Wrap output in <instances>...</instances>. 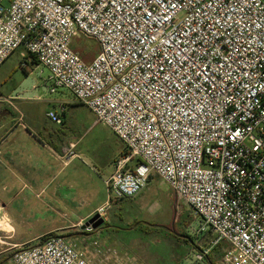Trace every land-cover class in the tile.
<instances>
[{
    "label": "built area",
    "instance_id": "2783aa9c",
    "mask_svg": "<svg viewBox=\"0 0 264 264\" xmlns=\"http://www.w3.org/2000/svg\"><path fill=\"white\" fill-rule=\"evenodd\" d=\"M79 33L99 44L90 62L72 47ZM21 47L51 94L69 90L128 150L110 202L156 174L213 234L200 261L225 245L219 264H264V0H0V65ZM60 107L47 113L57 125ZM14 249L4 264H144L63 236Z\"/></svg>",
    "mask_w": 264,
    "mask_h": 264
},
{
    "label": "rangeland",
    "instance_id": "374dc122",
    "mask_svg": "<svg viewBox=\"0 0 264 264\" xmlns=\"http://www.w3.org/2000/svg\"><path fill=\"white\" fill-rule=\"evenodd\" d=\"M72 47L86 62L92 61L99 52L97 41L81 33L74 38ZM23 53L25 49L21 47L0 65V100L7 102L6 100H13L17 96L27 98L29 101L16 103L18 110L26 115V125L43 124V119L50 110L62 115L61 107L57 104L53 106L51 101L63 99L69 101L68 112L63 117L66 126L64 127V123L53 124L60 130L61 136L77 143L76 153L81 155V161L88 164L85 165V169L80 167L79 170H74V175L79 173L82 179L69 191L78 198L77 192L80 189L81 195L88 197L83 198L86 200L85 204L79 207L70 206L68 218L65 220L54 216V220L44 222L42 225L47 226V229L61 224L69 225L87 215L95 207H105L108 218L105 224L110 225L107 229H100L91 234L79 233L71 237L81 248L92 245L111 246L135 256L144 264H210L206 259L203 261L198 259L200 251L196 243L203 239L201 247L207 248L213 234L198 232L201 219L184 200L161 181L158 175L152 174L149 185L137 197L109 201L106 180L116 169L117 162L128 156L125 145L109 127L98 123L95 115L86 106L78 103L69 90L60 89L57 93L51 94L49 70L44 66L24 67ZM1 104L6 103H0V106ZM1 114L2 111L0 116ZM29 131L32 132L27 126L20 127L14 134L28 135ZM0 133H5L4 129ZM123 152L126 153L124 156ZM138 163L137 159L129 161L127 169L133 170ZM68 171L70 172H67L66 176L72 175V170ZM89 192L90 195H87ZM18 209L23 211L24 207ZM137 222L142 223L136 229H130ZM26 226L27 231L34 230L27 224ZM80 227L69 231H81ZM38 242L39 240L32 241L27 245H37ZM0 245L6 246L1 241ZM216 258L219 263L221 254ZM9 260L4 263H8Z\"/></svg>",
    "mask_w": 264,
    "mask_h": 264
},
{
    "label": "crops",
    "instance_id": "0c3cea01",
    "mask_svg": "<svg viewBox=\"0 0 264 264\" xmlns=\"http://www.w3.org/2000/svg\"><path fill=\"white\" fill-rule=\"evenodd\" d=\"M10 100H0V103H6L0 106V132L3 129L5 132L0 133V241L6 245H0V257L13 253L16 245L29 244L54 232L64 233L70 229H79V226L96 215L101 208L95 207L69 225L61 224L51 229L42 225L54 220V216L65 220L68 218L70 206L79 207L85 204L86 196L81 195L80 189L77 192L78 198L69 191L82 179L79 173L74 175V170H79L80 167L85 169L88 164L81 161V155L66 162L64 150L70 144H75L77 148V143L60 135V130L47 117L48 112L45 118L43 116V124L26 125V115L18 110L16 103L29 100L21 96ZM51 102L53 106L65 105L66 113L68 112L69 101L63 99ZM26 126L32 130L28 135L14 134L20 127ZM68 170H72V175L66 176L70 172ZM18 207H24V210L21 211ZM26 224L34 230L27 231ZM3 239L8 241H2Z\"/></svg>",
    "mask_w": 264,
    "mask_h": 264
},
{
    "label": "trees",
    "instance_id": "16d2710c",
    "mask_svg": "<svg viewBox=\"0 0 264 264\" xmlns=\"http://www.w3.org/2000/svg\"><path fill=\"white\" fill-rule=\"evenodd\" d=\"M66 116V113L64 114V117ZM65 123V122H64ZM125 150L127 151V153L129 154L128 150L125 148ZM126 153L123 152V156L125 155ZM140 161V160H139ZM113 201V200H112ZM111 201V202H112ZM116 201H121V200H116ZM140 223L142 222H137L135 223L130 229H136L138 225H140ZM109 223H106L104 224V229H107L109 227ZM100 230V229H99ZM93 232H96V231H91V232H88V231H77V230H71V231H68V232H64V233H58V232H54V233H51L43 238H41L38 242L37 245H42L43 243H45L48 239L50 238H53V237H57V236H63V237H68V238H71L73 235H76V234H91ZM208 233H211V232H208ZM70 236V237H69ZM203 242V239H200L197 243H196V246L197 248L199 249L200 252H204V248L201 247V243ZM36 245V246H37ZM208 247V246H207ZM225 249V246L224 245H220L218 247H215L214 249H212V251L206 255L205 259L210 263V264H219L217 262V255L219 254H223L224 253V250ZM14 255V252L9 254L8 256H4L2 258H0V264H3L4 262L8 261L12 256Z\"/></svg>",
    "mask_w": 264,
    "mask_h": 264
},
{
    "label": "water",
    "instance_id": "95a60500",
    "mask_svg": "<svg viewBox=\"0 0 264 264\" xmlns=\"http://www.w3.org/2000/svg\"><path fill=\"white\" fill-rule=\"evenodd\" d=\"M106 219L101 217L99 214L94 215L91 217L85 224H83L80 229L81 231H96L102 228L105 224Z\"/></svg>",
    "mask_w": 264,
    "mask_h": 264
},
{
    "label": "flooded vegetation",
    "instance_id": "af4514ba",
    "mask_svg": "<svg viewBox=\"0 0 264 264\" xmlns=\"http://www.w3.org/2000/svg\"><path fill=\"white\" fill-rule=\"evenodd\" d=\"M104 227V225L102 226V228Z\"/></svg>",
    "mask_w": 264,
    "mask_h": 264
}]
</instances>
